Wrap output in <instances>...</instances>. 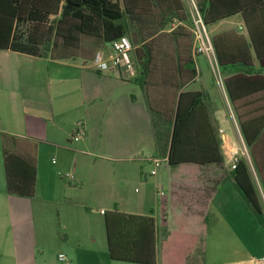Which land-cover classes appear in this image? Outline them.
Instances as JSON below:
<instances>
[{
	"label": "crops",
	"instance_id": "crops-1",
	"mask_svg": "<svg viewBox=\"0 0 264 264\" xmlns=\"http://www.w3.org/2000/svg\"><path fill=\"white\" fill-rule=\"evenodd\" d=\"M188 6L193 18L190 0ZM255 23L252 18L249 22L252 29ZM176 24L175 21L171 23L172 26ZM206 26L220 78L216 77L213 66L204 53L193 52V41L189 54L192 61L184 62L182 53L180 69L176 68L177 56L174 50L161 53L165 56H157L156 61L151 62L152 85L150 86V97L155 102L162 97L163 92L168 103L173 92L177 96L182 92L183 114L189 109L191 102L197 100L194 113L183 117L186 133L183 139L187 144L183 146L182 153L202 156L204 161L200 158L201 161L188 160L174 165L167 162L165 169L168 171L170 216L167 212L163 216L158 215L153 208L146 210L144 207H139L132 211L119 207L115 209L124 213L150 215L154 218L157 232L155 264H166L159 250V246L167 244L164 238L167 240L171 236L177 237L187 233L184 232L186 225L184 228L181 225L179 231L174 227V202L178 203L180 208L181 205L184 207L185 216L189 218L192 215L190 217L197 219L198 230L190 233L184 244H178L187 246L184 248L186 254L192 252L197 243H201L204 239V246L203 243L201 244L203 264H259V259L264 256V228L248 214L250 210L243 198L241 202L235 195L229 196L227 200L219 197L215 205L212 203L221 191L218 187L221 179L225 177L232 183L227 152L239 150V139L243 142L235 110L228 98L226 80L235 76L236 80H230V84L236 89L244 84L240 80L242 75L264 76V36L257 37L261 48L260 54L257 55L240 12ZM214 39H218V44L222 45L224 65H220L217 59ZM97 51H102L105 58H108L110 44L96 50L91 58H85L90 59L89 64L78 61L82 58L80 56L59 59L50 54L34 56L0 49V264H63V262L64 264H141L113 260L109 257L104 212L113 209L101 204L127 202V200L122 188L115 192L109 190L110 181L106 176V164H97L95 160L94 167L84 169V175L89 182L94 183L92 186L95 188L89 194H85L86 199H96L98 212L102 215L105 244L99 252L93 247L96 237L88 214L87 217L76 212H68L64 218L66 222L60 218L59 225L64 231V238H59L55 234L57 232H54L50 226L45 211V204L47 206L49 204L47 202L54 203L56 188L59 183H63L50 164L48 153L61 150H66V153L78 151L65 145V142L77 141L76 146L80 148L81 155L89 159L91 156L107 159L110 153L120 156V159L131 163V168L121 169V178L129 176L133 179L138 178L139 175L138 159L134 156L143 149L149 152L156 148L151 115L141 88H138L139 85L119 68L99 71L93 64V57ZM198 54L204 55L208 62L212 76L222 92L224 108L216 101L211 86L201 79L202 72L197 66ZM189 55L187 52L185 58ZM158 58L166 60L164 67L161 61L158 62ZM191 69L194 70L192 74ZM163 78L166 80L165 86L161 84ZM246 88L261 90V105L264 107V80L261 83L246 82ZM177 99L175 98L174 110ZM258 101L259 97L252 95L247 99L236 101V106L241 114H247L251 113L254 104ZM261 114H264L263 110ZM80 123L83 125L82 133L77 139H73L75 129ZM231 123L234 137L225 131ZM261 139L264 141V131ZM168 147H165L166 153ZM6 154L18 156L22 160L23 170L30 169L28 167L34 162L35 179L32 195L8 191ZM257 154L264 156V142ZM216 155L219 158L223 155V160L217 162ZM148 157L150 156L140 160L148 161ZM163 159L167 161L166 157ZM262 167L264 170V162ZM70 170L71 172L61 175L70 182H81L79 166L71 165ZM224 170L228 173L223 175ZM156 173L152 176H156ZM158 180L153 184L155 190L160 186ZM262 198L264 203V190ZM222 207L227 211L226 216L230 214L232 217L230 225L222 226L221 229L224 230L219 231L220 235L218 232L222 239L228 237L231 241L230 245L228 244L230 253L227 259L219 257L220 250L217 246L220 244L215 243L216 229L213 226L209 231L207 222L209 212L212 210L213 217L217 219L216 215L222 212ZM67 225L73 228L70 233L71 244H68L69 236L65 231ZM217 229L219 230L220 227ZM211 236L214 239H211ZM54 240L57 241V246H51ZM244 243L248 245L252 257L246 261L232 262V253L237 251L236 246H242ZM59 254L65 256V261L59 260Z\"/></svg>",
	"mask_w": 264,
	"mask_h": 264
},
{
	"label": "trees",
	"instance_id": "trees-1",
	"mask_svg": "<svg viewBox=\"0 0 264 264\" xmlns=\"http://www.w3.org/2000/svg\"><path fill=\"white\" fill-rule=\"evenodd\" d=\"M196 8L206 25L240 12L247 25L250 42L257 55L260 54L258 36H264V0H194ZM255 20L252 29L249 22ZM177 22L172 26V22ZM192 24L188 0H0V49H9L34 56L50 54L54 58L67 59L73 56L91 58L93 53L122 36H128L133 49L131 56L136 73L130 78L143 91L146 107L151 115L154 142L162 157L170 165L183 161H201L202 156L183 154L184 116L194 113L197 100L182 113V92L172 93L169 103L165 92L158 101L150 97L151 62L167 50L176 52V68L180 69L181 55L184 62L191 56L190 28ZM24 27V28H22ZM182 39V40H181ZM165 42V47L160 43ZM220 65L222 45L213 40ZM160 45V48H159ZM86 50V54L82 51ZM188 52V58L185 56ZM165 65L164 59L158 58ZM191 74L194 72L190 70ZM237 76V75H236ZM226 80L227 94L233 105L240 132L252 155L257 156L264 190V156L257 154L262 147L264 111L261 90L246 88V82L261 83L264 76L242 75L241 88L233 89ZM263 79V80H262ZM158 83V82H156ZM161 84L165 86L163 78ZM252 95L259 97L251 113L241 114L236 101ZM175 98L177 104L174 110ZM167 104V105H166ZM173 117V121H172ZM169 145V147H168ZM168 147L166 153L165 147ZM202 159V158H201ZM215 160L222 161L223 155ZM202 161H204L202 159ZM206 161V160H205ZM22 160L13 154L5 155L7 189L21 195H32L34 191L35 165L23 170ZM29 166V164H28ZM230 179L243 198L247 208L264 228V206L258 189L251 177L245 159H238L229 172ZM105 233L109 257L113 260L155 264L157 254V232L154 218L150 215L124 213L115 210L104 212ZM188 264H194L192 261Z\"/></svg>",
	"mask_w": 264,
	"mask_h": 264
},
{
	"label": "rangeland",
	"instance_id": "rangeland-1",
	"mask_svg": "<svg viewBox=\"0 0 264 264\" xmlns=\"http://www.w3.org/2000/svg\"><path fill=\"white\" fill-rule=\"evenodd\" d=\"M193 24V23H192ZM24 28V27H22ZM194 25H191L190 32V38H186V43L188 40L193 43L194 41ZM182 40V39H181ZM161 47H165L166 43L161 42ZM159 45V48H160ZM194 45V43H193ZM82 54H86V50L82 51ZM78 61H82L84 63L90 62V59L81 58L78 59ZM198 69L202 72L201 79L209 84L211 86L210 88L213 91V94L215 96V99L217 102H219L224 108V99L222 96V92L220 91L219 85L215 82L210 67L208 65V62L204 55L198 54V63H197ZM132 78V77H129ZM140 88V87H138ZM143 93V91L141 90ZM144 96V95H143ZM226 133H228L231 137H234V128L233 124L229 126L228 129L225 130ZM81 139V138H80ZM240 143V149L238 151V156L245 159L248 165L249 172L251 174V177L253 179V182L256 185V188L258 189V194L262 199V193H263V187L260 177V172L258 171V163L256 161L257 156L250 154L248 155V147L245 145L244 140L242 142L241 139H239ZM77 141H71V142H65V145L71 146L74 149H78L76 152L70 151L71 153H66L65 151H51L48 153V157L50 159V164L55 168L56 174L58 177L63 181V183H59V186L56 188V191L54 193L53 202H47L49 203L47 206L45 204V211L48 215V222H50V226L54 230V232L59 238H64V231H62V227L60 224V218L62 221L66 222L64 220L65 215L68 212H76L82 216L89 215L88 219H90L93 223L94 231H95V237L96 241L94 243L95 246L94 249L99 252L101 250V247L103 248L105 244V238H104V229L102 226V215L99 214L98 210L99 207L96 199H86L85 194H89L92 192V190L95 188L92 186L94 183L89 182L88 178L84 175L85 171L84 169H89L94 167L93 164L95 160L97 164H106L107 165V172L106 176L109 177L110 181V187L109 190L111 192H115L119 189L123 191L124 197L127 200V202H110V203H103L101 205H107L109 209L115 210V207L127 209L128 211H132L134 209H138L139 207H144L146 210H149L150 208H153L158 215H165L167 212V215H171V211L169 208V194H168V171L165 169L167 165V161L162 160L160 163V166L157 168L156 176H152L149 174L150 169L152 168L151 162L140 160L144 157L151 156L152 154H156L158 157L162 158L161 153L157 148L151 150L148 152L147 149H143L139 151L134 157L137 160V163L139 164V175L138 178H130L129 176H125L123 174L124 178H121V169L123 168H131V163L120 159L118 155L114 153L108 154L107 159H100L95 158L94 156H91V158L84 157L81 155L79 151V147L76 146ZM83 151V150H82ZM248 156V157H247ZM93 162V163H92ZM76 165L79 166L82 181L81 182H70L66 177H63L61 174H66L71 172L70 166ZM108 173V174H107ZM227 171H223V175L227 174ZM83 174V175H82ZM121 178V179H120ZM159 179V180H158ZM158 180L159 188L155 190L153 188V184L155 181ZM221 188V191L218 195V197L215 199L214 203L216 204L219 197H221L223 200H227L229 196H237L239 200L242 202L241 195L236 191L234 186L232 185L231 181L229 179H226L223 177L221 179V182L218 186ZM85 196V197H84ZM233 204V201L231 202ZM168 204V205H167ZM263 206L264 203L262 202ZM140 205V206H139ZM173 221H174V227L179 229L182 227L181 225H186L184 228L185 235H178L177 237L171 236L167 240L164 238V242L167 241L166 246H159L160 254L162 258L165 259L166 264H188L189 262H193L194 264H203L204 257H203V246H204V239H202V242L197 243V246L194 247L193 251L189 254L185 253L184 248L187 246H179L178 244H184L185 239H187L188 235L192 233L193 231L198 230L197 226V219L192 218L189 216H185V209L181 205V208L178 206V203L173 204ZM208 208V205L206 204V209ZM175 210V212H174ZM221 211L219 214L216 215L215 219L212 215V210L209 212L207 216V222L209 223V231L214 226L215 230V243H219L220 246H217L220 250L219 257H223L227 259L229 257V245L231 243L230 239L228 237L222 239L221 236H219L221 233L219 231H223L224 229H221L224 225H230L231 222V216L230 214L226 216L227 211L224 210V208H221ZM88 214V215H87ZM248 214L253 218V220L256 221L255 216L251 211H248ZM188 218V220L186 219ZM243 222V220H242ZM238 223V222H237ZM220 229L218 230L217 228ZM73 228H70V226L65 227V231L67 235L69 236L68 244L72 243V238L70 237V233ZM219 232V235H218ZM211 239H214L213 236H211ZM210 240V238H209ZM169 241V242H168ZM51 246H57V241H52ZM203 243V246L201 244ZM223 248H222V246ZM229 244V245H228ZM233 244V243H232ZM178 245V246H177ZM248 245L245 243L242 244V246H236L237 251L232 253V262L236 261H246L249 260L252 257V253L247 248ZM254 246V245H250ZM258 246V245H257ZM236 259V260H233Z\"/></svg>",
	"mask_w": 264,
	"mask_h": 264
},
{
	"label": "built area",
	"instance_id": "built-area-1",
	"mask_svg": "<svg viewBox=\"0 0 264 264\" xmlns=\"http://www.w3.org/2000/svg\"><path fill=\"white\" fill-rule=\"evenodd\" d=\"M190 2L193 8V18H192V23L194 25L193 52L196 54L204 53L207 56L209 62L212 64L216 77L220 78L218 64L214 55V49L208 34L207 26L204 23L202 16L198 12L194 1L190 0ZM132 49L133 46L128 36L122 35L111 42L109 57L105 58L104 53L102 51H97L93 57V64L99 71H105L110 68H115V69L119 68L122 71H124V73L128 77L134 76L136 70L131 56ZM82 130H83V125L80 123L75 129V135H73V139H77L78 136L82 133ZM238 151L239 150H232L230 152H227L230 169H234L236 166V163L239 159ZM147 160L153 164V169L150 170V174L153 175L156 173V169L159 167L161 161L164 159L157 156H150L147 158ZM58 258L62 262L65 261V256L63 254H59ZM64 263L65 262H63V264ZM259 264H264V256L259 259Z\"/></svg>",
	"mask_w": 264,
	"mask_h": 264
}]
</instances>
